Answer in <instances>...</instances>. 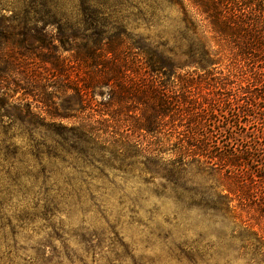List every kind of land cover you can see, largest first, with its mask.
<instances>
[{
  "label": "trees",
  "instance_id": "16d2710c",
  "mask_svg": "<svg viewBox=\"0 0 264 264\" xmlns=\"http://www.w3.org/2000/svg\"><path fill=\"white\" fill-rule=\"evenodd\" d=\"M18 5L15 27L0 18V264H13L28 231L38 239L30 264H88L71 235L94 263L132 259L105 199L118 194L137 214L140 199L125 201L131 180L137 193L173 202L183 235L203 220L256 213L216 243L181 239L170 257L229 264L236 240L247 264H264V236L253 230L264 223V0ZM77 213L107 228L75 234L64 220Z\"/></svg>",
  "mask_w": 264,
  "mask_h": 264
},
{
  "label": "rangeland",
  "instance_id": "374dc122",
  "mask_svg": "<svg viewBox=\"0 0 264 264\" xmlns=\"http://www.w3.org/2000/svg\"><path fill=\"white\" fill-rule=\"evenodd\" d=\"M21 5H18V0H0V18L6 24L7 27L13 28L16 25V22L12 20L14 17V8H20ZM224 66H221L223 69ZM9 114L16 115L17 112L14 110L7 109ZM6 112H1V114H7ZM255 125V123L253 124ZM251 125V126H253ZM258 128L259 125H256ZM260 130L249 129L247 132H257ZM260 136V135H258ZM257 137V136H255ZM17 143L20 146H23V142L20 139H17ZM264 144V139L262 141ZM191 181L198 186L210 184V181H205L199 176H191ZM109 179L112 180V174H109ZM114 181L120 183L121 178L116 175ZM134 182V183H133ZM131 184H128L125 188L126 203L128 205L129 201L139 200L141 204L140 208H137V214H132L127 208H121L119 205V195L112 194L109 197H106V207L108 214L109 223L115 222L119 216V234L123 244L128 246V253L132 259L123 260L120 263L115 264H183L178 262L174 257H170V251L173 247V244L179 242L181 239L194 240L199 234L203 236L204 239L208 240L210 243H216L218 237L233 235L236 233L234 231L235 224H240V221H247L251 225L258 222V220L250 219L252 216L256 215L254 211H240L236 212V219L224 225L213 224L205 220L196 223L193 227L189 228V231L186 235L182 234V231L175 227L173 222L174 214L176 213V207L173 202L166 197H156L153 195H147L145 193H137V184L135 181L131 180ZM155 183L159 184L160 181L158 178H155ZM64 224L71 231H75V234H80L76 232L80 227L83 228L86 233L95 232L97 234L101 233L102 230L107 228V225L103 219L97 214L88 213L82 215L77 213L69 217H65ZM264 223L261 222L260 225H255L253 230L259 232L264 236L263 230ZM259 228H262L260 231ZM226 237V238H227ZM104 236L101 238L103 244L100 245L101 253L106 252L105 247L107 246V240ZM75 236L71 235L69 240V246L76 250L77 254L80 255L88 264H106L105 258L98 259V256L95 259H98V263H94L93 254L89 255L84 254L82 246L77 242ZM18 257H15L13 264H30L29 258L36 256V252L33 250L38 243V239L35 235H32L31 232H25L24 234L18 237ZM56 243V242H55ZM229 243V242H228ZM231 245L234 247V252L230 254L231 261L229 264H247L246 259L241 257L238 252L239 243L235 240H232ZM56 245H59L56 243ZM121 250L119 249L118 253ZM112 259V258H111ZM65 264H70L65 259ZM35 264H43L38 261ZM74 264H80L76 262ZM210 264H223L222 259H216Z\"/></svg>",
  "mask_w": 264,
  "mask_h": 264
}]
</instances>
